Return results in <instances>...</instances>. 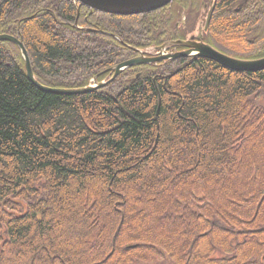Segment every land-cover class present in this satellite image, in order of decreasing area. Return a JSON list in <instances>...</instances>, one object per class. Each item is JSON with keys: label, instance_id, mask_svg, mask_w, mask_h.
Listing matches in <instances>:
<instances>
[{"label": "trees", "instance_id": "trees-1", "mask_svg": "<svg viewBox=\"0 0 264 264\" xmlns=\"http://www.w3.org/2000/svg\"><path fill=\"white\" fill-rule=\"evenodd\" d=\"M209 2L119 16L0 0V34L39 84L82 88L185 39ZM204 39L264 56V1L214 0ZM38 83L0 40V264H264V69L200 56L81 93Z\"/></svg>", "mask_w": 264, "mask_h": 264}, {"label": "water", "instance_id": "water-1", "mask_svg": "<svg viewBox=\"0 0 264 264\" xmlns=\"http://www.w3.org/2000/svg\"><path fill=\"white\" fill-rule=\"evenodd\" d=\"M76 4H78V9L80 6H86L93 10H97L100 12L112 14V15H119V16H130V15H137V14H144L149 13L160 8L167 6L168 4L172 3L174 0H74ZM212 15V10H210L207 20L206 28L208 27L209 20ZM0 40H7L15 43L21 50L23 59L25 61V66L27 73L30 77L38 83L36 80L32 67L30 58L28 56V52L23 44L22 41L18 40L16 37L7 35V34H0ZM172 46H185L188 47V50L180 51L176 53H164L160 56H146L144 52L138 49H135L139 52V56L128 59L123 61L111 68L114 72L112 77L107 81H102L100 83H96V78L92 80V82L82 88H73V89H57V88H48L39 84L44 89L51 91V92H85L94 90L98 87H103L112 81L117 75H119L123 70L126 68L143 64V63H150V62H157L163 59H176L178 57H207L210 58L222 66L235 70V71H255L264 69V57L258 59H239L229 55H226L217 49L213 48L212 46L203 43V42H195V41H184V40H176V41H169L161 46L159 49L165 51L167 48Z\"/></svg>", "mask_w": 264, "mask_h": 264}, {"label": "flooded vegetation", "instance_id": "flooded-vegetation-1", "mask_svg": "<svg viewBox=\"0 0 264 264\" xmlns=\"http://www.w3.org/2000/svg\"><path fill=\"white\" fill-rule=\"evenodd\" d=\"M212 0H210L211 2ZM210 2L208 4H210ZM205 7H207V5H205ZM206 13H203L202 16H200V18L196 21V24L193 28V30H186L185 31V40H189V41H195V42H198V41H202L204 43H208L209 44V41L205 40V35H206V31H204V24H203V21L206 19ZM186 21V15L184 17V14L182 16V20L181 22H177V25H176V28H179L181 27L182 23ZM203 34V35H202ZM188 48L187 47H184V46H181V47H174V48H171L169 49V52H178V51H183V50H187ZM187 59H192L191 57H185Z\"/></svg>", "mask_w": 264, "mask_h": 264}, {"label": "rangeland", "instance_id": "rangeland-1", "mask_svg": "<svg viewBox=\"0 0 264 264\" xmlns=\"http://www.w3.org/2000/svg\"><path fill=\"white\" fill-rule=\"evenodd\" d=\"M232 15V14H231ZM239 14L237 13L236 15H235V17H237ZM165 218V217H164ZM165 225L167 224V222L166 223H164ZM80 235V234H79ZM79 235L77 234V237H79Z\"/></svg>", "mask_w": 264, "mask_h": 264}]
</instances>
